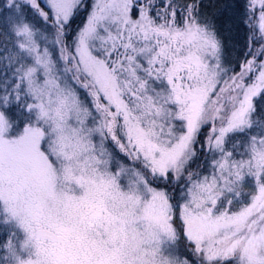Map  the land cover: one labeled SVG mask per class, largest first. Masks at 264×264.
I'll return each mask as SVG.
<instances>
[{"label":"snow or ice","instance_id":"snow-or-ice-1","mask_svg":"<svg viewBox=\"0 0 264 264\" xmlns=\"http://www.w3.org/2000/svg\"><path fill=\"white\" fill-rule=\"evenodd\" d=\"M0 264H264V0H0Z\"/></svg>","mask_w":264,"mask_h":264}]
</instances>
